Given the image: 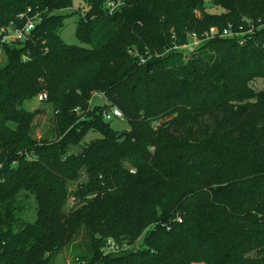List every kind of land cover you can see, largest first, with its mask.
<instances>
[{
    "label": "trees",
    "instance_id": "16d2710c",
    "mask_svg": "<svg viewBox=\"0 0 264 264\" xmlns=\"http://www.w3.org/2000/svg\"><path fill=\"white\" fill-rule=\"evenodd\" d=\"M85 1L76 36L89 46L60 35L73 0H0V29L28 8L42 16L26 46L0 42V264H56L71 244L72 264H264V0ZM244 19L245 44L173 47ZM94 92L108 104L93 107ZM41 93L52 140L23 106ZM110 106L129 129L104 119ZM72 197L83 204L67 210Z\"/></svg>",
    "mask_w": 264,
    "mask_h": 264
},
{
    "label": "rangeland",
    "instance_id": "374dc122",
    "mask_svg": "<svg viewBox=\"0 0 264 264\" xmlns=\"http://www.w3.org/2000/svg\"><path fill=\"white\" fill-rule=\"evenodd\" d=\"M112 2V1H110ZM207 6H210L209 1L207 0L206 2ZM88 7V4L85 0H73V6L71 8L63 9L59 13L66 15L65 19V25L60 31V35L63 38V40L70 45H81V46H89L87 44L82 43L79 38L76 36V28H77V22L81 16L82 11L86 10ZM211 11L215 12H220L221 9H214L210 8ZM197 11V10H196ZM198 12V11H197ZM203 34V33H202ZM188 36V35H187ZM188 40L190 41L189 37L187 38L186 43H188ZM206 42L205 40L199 41V45H203ZM183 45H179L178 43L175 42L174 48L179 49L181 51H184L185 55L186 52L182 48ZM131 53L133 52L134 55H137L138 53L134 52L133 50L130 51ZM188 55V57H190ZM4 58V53L1 51L0 53V61ZM149 62V58L147 59L146 57L142 56L141 64H146ZM255 86L257 88H263L264 87V81L263 80H257L255 83ZM91 104L92 106H103L107 105L108 101L105 98V96L100 93V92H94L92 95L91 99ZM28 111L32 112L35 110L41 111L38 115H36L35 120H34V136L39 140L43 138H49L50 140L55 139L57 134H56V126L53 121L55 111L54 108L52 107L51 104L45 102L44 100L40 99L39 96L25 101L23 105ZM83 117V116H82ZM111 126L118 130H126L130 128V122L127 119H120V118H113L110 121ZM100 137L99 133L96 132H90L86 137H85V142H90L91 140H94L96 138ZM85 174L83 173L81 176V179H84ZM72 188L74 186L72 185ZM83 202H80L79 200H75V198H70L67 204V210H71L72 207L77 208L80 205H82ZM26 212H25V217L33 222L36 219L37 216V205L35 200L31 197L27 200L26 204ZM85 236L86 232L83 230L80 235L78 236V243H82L85 241ZM75 245L71 244L68 247L64 248L57 256L55 259L56 264H72L73 260V255L75 254ZM132 248V247H131ZM130 248V249H131ZM252 255H255L254 253Z\"/></svg>",
    "mask_w": 264,
    "mask_h": 264
},
{
    "label": "built area",
    "instance_id": "2783aa9c",
    "mask_svg": "<svg viewBox=\"0 0 264 264\" xmlns=\"http://www.w3.org/2000/svg\"><path fill=\"white\" fill-rule=\"evenodd\" d=\"M120 4L121 3L109 2L108 3L109 12L113 13ZM18 19L23 21L21 25L16 23H10L9 25L2 27L0 29V42L2 46L10 45V46H16L18 48H22L26 46V44L32 39L34 30L36 29L38 24L42 21V16L40 12L38 11L34 12L32 8H28L25 12L20 13L18 15ZM246 25L248 26L247 30H245ZM253 29H254V25L252 21L249 19H244V22L238 27H234L231 24L223 28H219L217 26H211L201 35L196 32L189 33L188 37L190 41L188 40V43L184 44L182 48L185 50L188 56L191 53H193L197 48L200 47L199 41L205 39L207 41L208 39H212L216 37L236 38L239 39L241 44H245L247 39L241 36L246 34L247 35L251 34L253 32ZM2 46L0 49V53L2 51ZM23 57L24 59H27L26 56ZM38 96L42 100L47 98L46 93H41ZM103 116L106 121H110L113 118L124 119L122 111L116 106H110L109 108L105 109ZM119 249H120L119 246L113 240H108L106 245L102 248V251L104 254H111V253H117Z\"/></svg>",
    "mask_w": 264,
    "mask_h": 264
},
{
    "label": "water",
    "instance_id": "95a60500",
    "mask_svg": "<svg viewBox=\"0 0 264 264\" xmlns=\"http://www.w3.org/2000/svg\"><path fill=\"white\" fill-rule=\"evenodd\" d=\"M150 63L148 62V65H149ZM69 149L71 150V152L72 153H74V154H79V153H82V151H83V148L81 147V146H79V145H74V144H70L69 145Z\"/></svg>",
    "mask_w": 264,
    "mask_h": 264
}]
</instances>
